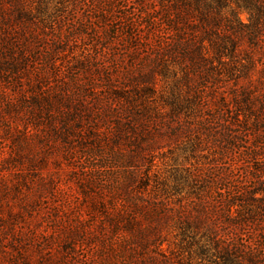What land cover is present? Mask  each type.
Here are the masks:
<instances>
[{
  "label": "trees",
  "instance_id": "trees-1",
  "mask_svg": "<svg viewBox=\"0 0 264 264\" xmlns=\"http://www.w3.org/2000/svg\"><path fill=\"white\" fill-rule=\"evenodd\" d=\"M61 3L66 24L79 22L95 42L103 76L90 84L64 77L59 93L29 82L22 101L31 98L30 114L48 120L65 156L79 147L98 158L88 177L73 172L86 210L69 244L129 233L124 264H166L153 255L164 205L151 184L155 153L168 142L185 145L190 160L182 236L190 230L191 245L205 238L200 254L211 264H264V190L245 186L264 185V0ZM30 13L25 0H0V70L22 83L29 37L15 21ZM108 192L119 207L105 201Z\"/></svg>",
  "mask_w": 264,
  "mask_h": 264
},
{
  "label": "rangeland",
  "instance_id": "rangeland-1",
  "mask_svg": "<svg viewBox=\"0 0 264 264\" xmlns=\"http://www.w3.org/2000/svg\"><path fill=\"white\" fill-rule=\"evenodd\" d=\"M25 1L31 8L30 20L15 24L29 37L27 80L22 83L10 71L0 70V264H124L130 257L129 233L110 232L90 245L81 240L69 244L70 233L86 210L77 199L80 188L73 172L88 177L98 158L79 147L65 156L48 120L38 121L30 114L31 98L26 99L28 104L22 101V88L29 90V82L42 86L44 93H59L64 77L90 84L103 76L94 62L95 42L79 32V22L66 24L62 0ZM239 18L249 23L246 12L239 11ZM83 66L90 70L85 72ZM159 87L164 90L163 84ZM184 147L165 142L155 153L151 186L164 207L157 224L162 242L153 255L166 264H211L200 254L202 246H208L206 239L199 236L191 245L190 230L182 236L178 221L180 207L191 208L190 160H185ZM257 185L256 180L245 181L248 189L264 190L263 184ZM113 197L108 192L104 199L114 203ZM113 205L119 207L117 202Z\"/></svg>",
  "mask_w": 264,
  "mask_h": 264
}]
</instances>
